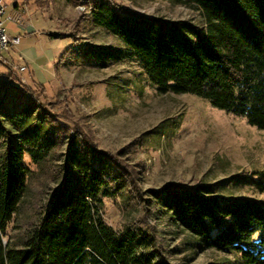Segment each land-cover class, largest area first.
I'll return each mask as SVG.
<instances>
[{"label": "trees", "instance_id": "1", "mask_svg": "<svg viewBox=\"0 0 264 264\" xmlns=\"http://www.w3.org/2000/svg\"><path fill=\"white\" fill-rule=\"evenodd\" d=\"M182 1L200 12L201 24L91 0L92 22L121 45L72 41L68 48L89 66L134 61L160 93L196 95L264 130V0ZM0 66L6 69L0 77V264H174L148 215L187 232L196 248L234 254L236 264H264L262 203L221 196L212 183H172L137 196L115 155L76 139L39 219L26 226L20 243L5 240L27 187L25 156L44 163L59 147L64 123L40 108L37 90L17 69L3 60ZM252 182L264 189V178ZM117 198H136L137 214L141 205L145 217L118 228L108 224L106 202Z\"/></svg>", "mask_w": 264, "mask_h": 264}, {"label": "rangeland", "instance_id": "2", "mask_svg": "<svg viewBox=\"0 0 264 264\" xmlns=\"http://www.w3.org/2000/svg\"><path fill=\"white\" fill-rule=\"evenodd\" d=\"M90 1L24 3L41 33L31 34L20 46H35L40 63L37 69L41 72L22 60L7 59L6 63L15 69L17 66L21 81L37 90L40 108L51 116L57 115L64 124L59 147L44 163L36 164L25 156L27 187L5 240L20 243L26 226L39 219L48 193L61 180L58 165L73 139L115 155L130 174L137 196L145 197L150 189L172 183H212L221 196L252 199L264 205V189L252 182L264 178V130L196 95L160 93L134 61L106 67L86 65L75 48H68L72 41L121 45L118 37L92 22ZM114 1L142 14L203 22L200 12L182 0ZM5 26L17 34L11 23ZM13 50L16 52L15 47L10 52ZM5 76L6 69L0 66V77ZM136 201L107 200L104 219L118 228L133 222L136 216H144L141 205L137 214ZM146 220L153 226L163 253L174 264L237 262L234 254L196 248L187 232L163 220L150 215Z\"/></svg>", "mask_w": 264, "mask_h": 264}, {"label": "crops", "instance_id": "3", "mask_svg": "<svg viewBox=\"0 0 264 264\" xmlns=\"http://www.w3.org/2000/svg\"><path fill=\"white\" fill-rule=\"evenodd\" d=\"M7 5V15L11 16V20H7L6 22H9L14 27L13 30L18 31L17 34L15 32H9L7 29V32L12 35H19L21 37V41L18 45L14 46L16 48V52L14 50L12 52H6L4 54V57L7 58L9 61H15V60H22L26 64H28L30 67H35L34 71L41 72L40 69H37L39 66L37 64L39 63V55L37 54L36 48L33 45H30L31 47L27 46H20L22 41L24 39H27L31 34L40 32L39 29H37V26L35 27V20L32 18L33 16L31 13L27 10V6L24 4L26 0H2ZM29 3H31L29 1ZM5 22V24H6ZM41 33V32H40ZM33 46V47H32ZM51 59H53L54 55L51 52L49 53ZM44 58V57H43ZM46 58V56H45ZM42 60V59H41ZM50 60V58H49ZM44 63V62H42ZM40 64V63H39Z\"/></svg>", "mask_w": 264, "mask_h": 264}, {"label": "built area", "instance_id": "4", "mask_svg": "<svg viewBox=\"0 0 264 264\" xmlns=\"http://www.w3.org/2000/svg\"><path fill=\"white\" fill-rule=\"evenodd\" d=\"M6 19L11 20V16L7 15L6 3L0 0V60H3L5 62L7 61V58L4 57V54L6 52H9L21 41V37L19 35H12L7 32L5 26Z\"/></svg>", "mask_w": 264, "mask_h": 264}]
</instances>
